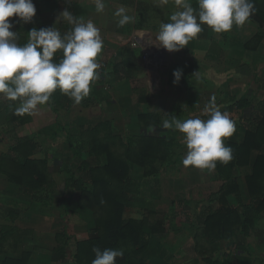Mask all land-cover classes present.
Segmentation results:
<instances>
[{
    "label": "crops",
    "instance_id": "1",
    "mask_svg": "<svg viewBox=\"0 0 264 264\" xmlns=\"http://www.w3.org/2000/svg\"><path fill=\"white\" fill-rule=\"evenodd\" d=\"M70 1L79 6V12L76 13L75 8L74 10L68 9L67 3ZM70 1L64 2L63 9H68L75 18L82 19L84 22L92 21L100 30L103 47L96 59L100 64L97 71L103 76L90 85L91 90L88 97L84 98L79 105L73 102L69 109L55 112L48 101L45 105L38 106V110L30 114L31 118L43 116L56 119L67 116V114L69 118H81L80 121L78 120L79 123L72 125L70 130L59 124V129L63 128L66 132L67 144L73 149L72 144L75 140H81L82 137L81 130H75L77 127L88 128L110 120L114 131L119 133L114 117L104 118V111L123 106L122 100L124 99L125 101L129 99L128 104L134 105L137 109V113L132 117L134 119L131 120L132 126L136 129L135 135L144 131L139 124L141 114L156 115L158 127L152 125L148 131H156L160 128V133L172 142L170 146L172 157L169 161L155 162L154 171L147 176L143 168L137 165L132 168L131 176L137 183L138 190L133 196L134 206L126 208L124 216L140 218L148 211H155L158 217L164 219V226L157 233L148 231V245L146 250L139 255V260L146 264H254L249 250L251 246L252 250L254 248L261 250L264 240L257 239V243L253 246L251 236L263 233L264 211L260 219L247 232L243 233L240 228L233 234H231L233 231L228 233L231 235L227 239L218 238L215 233L217 230L206 227L204 224L206 212L210 208L217 211L229 206L239 207L242 210L234 194L228 196L223 194L228 183L227 177L230 174L224 171V168V170L219 169L221 165H225L220 162H217L215 170L211 172L192 166L185 168L182 160L187 153V147L184 142H178L175 136L177 130L174 128L162 132L165 129L162 126V118L168 117L172 120L173 117L178 119L188 116L189 118L207 119L208 116L204 109L215 97V103L220 111L226 112L235 122L236 131L231 137L224 138L225 145L231 147L233 142L244 141L247 132L255 128L252 118L256 110L264 105V20L258 13H264V0H254L256 11L242 27L234 24L230 31L216 33L210 26L204 24L202 25L203 30L196 38L180 51L175 52H169L155 43L161 23L170 22L171 14L180 10L173 0H168L167 4L161 1H157L160 3L157 4L155 0L142 1L141 4L140 0H130L131 6H128L127 2L116 1L115 4L118 7L115 10L123 7L126 10L125 14L129 13L131 17V20L123 27L118 24L121 17L117 16L116 21L111 20L114 13L110 7L111 0H103L105 7L102 12L96 11L95 3L88 5L82 1L84 5L78 0ZM35 2L36 15L33 27L39 29L54 26L57 28L60 21V19L57 20L60 6L58 0H35ZM107 2L109 8H107ZM191 3L194 8L197 7L196 0H191ZM140 9H143L146 20L161 18V23L152 21L147 24L139 23L134 13ZM64 22L63 28L73 27L67 21ZM30 27V24L18 21V26L15 28H17L18 35L28 38ZM136 32L145 36L147 44L162 49L166 53L167 59L164 64L156 66L145 63L142 48H133L129 41L132 34ZM258 33L262 34L263 39L258 43L252 42ZM248 44L251 46L247 47ZM137 61L138 64H136ZM176 61L180 63L177 67L173 66ZM176 69L182 71L178 83L173 82L175 79L173 71ZM128 70H131V77L125 76ZM141 73L146 74V82ZM101 80L102 83H100ZM173 92H178V97L173 96ZM143 96L146 100L140 101ZM92 99H94L93 105L89 101ZM8 100L0 94V118H7L5 103ZM164 109L165 114H163ZM119 111L122 114L123 107H120ZM101 112H103L102 117H100ZM88 118L102 119L92 121ZM32 119L19 127L31 124ZM85 120L93 124L84 125ZM55 130L48 128L44 134L55 137ZM17 133L19 136L34 138L29 134ZM183 135L182 133L181 136ZM38 153H35L33 158H47L49 167L55 171L53 178L56 183L54 191L56 193L53 195L59 200H51L49 204H45L20 193L19 188L12 184L18 193L14 194L10 190V193H13L10 196V204L4 206L1 213L2 218H5L2 219L4 222L0 228V261L7 258L20 259L24 253L30 252L31 257L28 264H74L73 254L76 252L77 242L98 235L94 212L77 206L76 201L79 195L76 196V191L70 189L66 192L64 190L60 195L59 188L62 184L64 186L68 177L62 176L63 172L60 171L62 168H59L63 160L51 158L50 153L45 152V156H39ZM257 154L260 152L255 151L254 155ZM73 157L70 161L76 159L75 155ZM230 162L226 166H229ZM79 165L76 168L79 169ZM250 172L251 168L245 166L238 168L234 175L244 205L254 202L246 180ZM56 176H62V181L57 180ZM144 187L150 188L148 194H144ZM165 192L169 193V201L172 203L167 214L162 204ZM56 202L64 203L62 212L58 214V220L54 218ZM173 207L177 213L175 219H171ZM26 215L30 217L27 225ZM34 216L36 220L33 223ZM183 216L186 217L183 218ZM187 217H190L189 221ZM62 232L69 235V246L65 257L55 259L51 251L59 247L57 235ZM11 235L14 242H9ZM260 261L264 264V260Z\"/></svg>",
    "mask_w": 264,
    "mask_h": 264
},
{
    "label": "trees",
    "instance_id": "2",
    "mask_svg": "<svg viewBox=\"0 0 264 264\" xmlns=\"http://www.w3.org/2000/svg\"><path fill=\"white\" fill-rule=\"evenodd\" d=\"M67 7L72 10L75 8L76 13L80 11L79 6L73 1L68 2ZM258 13L264 20V13ZM66 29L67 32L63 29L59 32L62 35L68 33L72 26ZM17 36L19 46H24L28 42L26 36L18 34ZM262 39V34L258 33L252 42L258 43ZM61 57L62 52H57L54 59L58 62ZM131 64L134 66L133 62ZM131 74V70H128L125 76L131 77ZM140 99L143 101L146 97ZM49 102L55 112L69 109L73 104V100L62 94L59 89L51 94ZM19 106V100H8L5 103L6 119L11 125L9 131L13 134L14 143L7 152H0V173L10 183L15 184L20 193L49 204L51 200H59L53 195L56 193L54 192L56 183L53 178L55 171L49 167L47 158H33L39 146L36 139L19 136L16 133L19 126L32 119L30 114L22 116L16 114V108ZM157 119L154 114H141L139 124L144 131L127 138L114 131L110 120L88 128L80 126L75 129L81 130L82 133L81 140H75L72 144L74 155L80 162L79 169L77 168L79 173L69 170L64 190L79 191L77 206L94 212L98 235L77 242L76 252L73 254L74 264H92L95 259L94 247H99L101 250L105 248L122 250L123 257L116 258V264H146L139 260V255L147 248L148 231L151 233L161 231L164 219L158 217L155 211H148L140 218H126L124 214L126 208L134 206L133 196L138 190V185L131 176L132 168L136 165L143 168L147 176L154 171L155 162L171 160V140L160 133V128L156 131H148L152 125L158 127ZM252 120L255 128L247 132L244 141L231 144L233 159L229 166L219 167L220 170L225 169L224 171L230 174L227 177L224 196L234 194L242 210L231 206L217 211L210 208L204 215L205 226L216 229L217 231L214 232L220 239H227L240 228L243 233L247 232L264 211V105L256 110ZM1 142L0 139V144ZM255 151H259L260 154L254 155ZM245 166L251 168L246 180L254 201L248 205L243 204L234 176L238 168ZM176 216L173 207L171 219H175ZM187 218L189 221L190 217ZM199 236L201 237V233ZM57 238L59 247L51 251L55 259L66 254L70 241L69 235L65 232L58 234ZM30 257L31 253L26 252L20 259L7 258L0 261V264H28Z\"/></svg>",
    "mask_w": 264,
    "mask_h": 264
},
{
    "label": "clouds",
    "instance_id": "3",
    "mask_svg": "<svg viewBox=\"0 0 264 264\" xmlns=\"http://www.w3.org/2000/svg\"><path fill=\"white\" fill-rule=\"evenodd\" d=\"M96 11L102 12L103 0H94ZM167 4L168 0H161ZM180 9L170 16V22L161 23L156 36V45L169 52L180 51L197 37L206 24L216 33L228 32L233 25L243 26L255 13L254 0H173ZM120 7L115 12L121 17L118 24L123 27L131 17ZM36 15L33 0H0V94L3 98L20 101L16 114H33L38 106L45 105L51 94L60 92L79 105L88 97L90 85L100 79L97 56L101 53L103 40L100 30L92 21L84 22L64 9L57 20L63 18L72 29L61 34L54 26L36 27L28 31V42L24 46L17 43L16 31H12L15 16L18 21L30 23ZM62 52L58 62L54 59ZM182 71H173L174 83H178ZM207 119H186L173 117L165 120L163 128H174L183 133L187 153L182 160L185 168L215 170L217 162L227 165L233 159V149L226 146L224 138L231 137L235 122L215 103V97L205 107ZM103 202V201H102ZM95 259L92 264H116V258L123 257L120 249L94 247Z\"/></svg>",
    "mask_w": 264,
    "mask_h": 264
},
{
    "label": "rangeland",
    "instance_id": "4",
    "mask_svg": "<svg viewBox=\"0 0 264 264\" xmlns=\"http://www.w3.org/2000/svg\"><path fill=\"white\" fill-rule=\"evenodd\" d=\"M65 1H67V0H58V3L60 5L59 6V13L64 10L63 9L64 8L63 5H64ZM68 1H70V0H68ZM78 1H80V2L83 1V2H85V4H88V5L90 3L94 4L93 0H78ZM116 1L118 2L119 0H111L110 1V3L112 2L110 4V7H111L112 11L114 12L113 15L111 16V20H113V21L118 20L117 16L115 15V12H116L115 8L118 7V5L115 4ZM121 1L123 3L127 2L128 6L132 5L131 4L132 2H129L130 0H121ZM140 1H141V4H142V1L150 2V0H140ZM155 1L157 3V1H161V0H155ZM83 2H82V4H84ZM33 3L34 4L36 3L35 0H33ZM157 4H160V3H157ZM112 5H116V6H112ZM108 6H109V4L107 2V8H109ZM93 11H95V10H93ZM162 11H164V10H162ZM134 14H135L136 20L139 23H142V24L143 23L147 24L148 22H151V21L154 22V23H157V22L161 23V21H162L161 18L159 20H154L155 18H153L154 21L153 20H149V21L146 20L145 19V13L143 12V9H140V10L136 11ZM155 15H157V14L155 13ZM128 16H129V13H128ZM9 20L14 22V27L12 29H10V30H12V31L15 30L17 32V28H15V27L18 26L17 18L15 16H13V17H10ZM33 20H34V18H33ZM64 21H66V20H64L63 18H60L59 26L56 29H60V30L63 29L64 32H67L68 29L63 28V26H62ZM26 24H30L31 25L29 30L34 26V22L33 21L30 22V23H26ZM139 30H142V29H139ZM139 60H141V59L139 58ZM136 64H138V61H137ZM177 64H180V63L178 61H176L175 63H173V66L177 67ZM102 76L103 75L100 74V78ZM142 76H144V82H146L147 81L146 74L143 73ZM100 83H102V80L100 81ZM192 92H193V95H194V91L193 90H192ZM174 95H176L178 97L179 93L178 92H175V93L173 92V96ZM93 100L94 99L89 100L92 105H93ZM128 101H129V99L127 101H125V99L122 100L123 106H120V107H123L122 114L119 111L120 107H118V108L114 107V108H111V110L106 109L104 111V118H107L109 116L114 117L113 119L116 122L117 132H119L124 138H127L130 135H134L136 133V129H135L134 126H132L133 123H131V120L134 119L132 117L137 113V109L134 107V105L128 104ZM165 113H166V110L164 109L163 114H165ZM39 115L42 116L41 114H39ZM102 116H103V112H101L100 117H102ZM120 116H121V118H119ZM69 117H70L69 114H67V116L64 115L63 117L56 118V119L55 118H44L43 116L41 118H33L32 119L33 122L31 124L26 125V126H24L22 128L18 127L17 131H16V133L19 132L22 135L29 134V135L33 136L34 139H36L38 141L39 146H38L37 152H39L38 153L39 156H45L46 155L45 152H46V153L52 154V155H49L51 158L55 157V158H60L61 160H63L62 166L59 165V168H62V169H60V171L63 172L62 176L63 175L68 176V174L70 173V171H69L70 169H71V171H75L74 173H79L78 169L76 168L79 165V160L77 159V157H75L76 159H74V161H70L71 158H74L73 157L74 152L72 153L73 149H71L70 145L67 144L68 142L66 141L67 140L66 139L67 138L66 132L63 129L62 130L59 129V124H61L67 130H70L72 125H75L76 123H79V121L81 119V118H69ZM88 119H91L92 121H95V120L97 121V120H100L102 118H88ZM178 119L181 120V121H184L186 119H195V117L194 118H189L187 116L185 118H178ZM165 120H169L170 121L171 118L163 117L162 118V122H164ZM55 121H58V122H55ZM83 124L84 125H90V124H93V123H90V121L89 122L86 121ZM10 128H11V125L9 124V121L6 118H0V139L2 141L1 144H0V152H7L8 150H10V148L12 147V144L14 143L12 141L13 134L9 131ZM48 128H52L53 130L56 129L55 130V132H56L55 133V137H49L48 134H44L45 131ZM164 131H166V129L162 130V132H164ZM167 132H168V130H167ZM177 133L175 134V136L177 137L178 142H180V143L183 142V139H182L183 136H181L182 133L179 132L178 130H177ZM39 134H40V136H39ZM167 134H168V136H170L169 133H167ZM177 150H178V148H177ZM37 152H35V153H37ZM184 157H185V155H184ZM62 176H59V177L56 176V179L57 180H61ZM166 180H167V178H166ZM10 190L14 194L18 193L17 190L15 189V187H13L12 183H9L6 180V177L0 173V228L2 227L3 222H4L2 219L5 218V217L2 218L3 215L1 214L3 212V207L6 206L7 204H10V200H11L10 196L13 194V193L12 194L10 193ZM63 191H64V186L62 184L60 186V188H59L60 195L63 194ZM149 191H150V188H148V187L147 188H145V187L143 188L144 194H148ZM78 194H79V191H77L76 196ZM173 197H171V198H173ZM163 199H164V201H162V204H163V206L165 208V213L167 214L169 212V210H170L169 206L170 207L172 206V203L169 201L170 200L169 193L165 192V195H164ZM55 206H56V209L54 210V218H55V220H58V216H59L58 214H59V212H62V207L64 206V203L61 204L60 202L59 203L56 202ZM129 215H131V213ZM185 217L186 216H183V218H185ZM29 220H30V217H27V215H26V217H25L26 225L28 224ZM35 220L36 219H35V216H34V218L32 220L33 223L35 222ZM262 225H263V228H262L263 233H261L260 235L254 234V235L251 236V244L253 246H254V244L257 243V239L260 238L261 240H264V223ZM258 236H261V237H258ZM9 242H14L12 235L9 237ZM261 246H262L261 250H258V249H255V248L252 250V246H251V250H249L251 252V254H252L251 259H252L254 264H263V262H261L260 260H262V261L264 260V242L261 244Z\"/></svg>",
    "mask_w": 264,
    "mask_h": 264
},
{
    "label": "built area",
    "instance_id": "5",
    "mask_svg": "<svg viewBox=\"0 0 264 264\" xmlns=\"http://www.w3.org/2000/svg\"><path fill=\"white\" fill-rule=\"evenodd\" d=\"M129 41L133 48H142V56L146 64L159 66L165 63L167 59L166 53L162 49L154 48L147 44L143 34L133 33Z\"/></svg>",
    "mask_w": 264,
    "mask_h": 264
}]
</instances>
